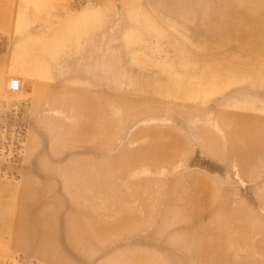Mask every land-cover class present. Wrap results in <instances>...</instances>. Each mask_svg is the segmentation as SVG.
Here are the masks:
<instances>
[{
	"label": "rangeland",
	"instance_id": "obj_1",
	"mask_svg": "<svg viewBox=\"0 0 264 264\" xmlns=\"http://www.w3.org/2000/svg\"><path fill=\"white\" fill-rule=\"evenodd\" d=\"M6 9L44 99L0 114V264H264V0Z\"/></svg>",
	"mask_w": 264,
	"mask_h": 264
},
{
	"label": "crops",
	"instance_id": "obj_2",
	"mask_svg": "<svg viewBox=\"0 0 264 264\" xmlns=\"http://www.w3.org/2000/svg\"><path fill=\"white\" fill-rule=\"evenodd\" d=\"M12 2L13 0H0V33L14 36L13 31L7 30L29 28L30 24L25 21L11 20L8 17L10 12H8L6 6H10ZM27 36H33V34ZM23 44L24 42L21 43V48H23ZM27 49V51L22 50L19 53L13 52V47L0 51V60L6 61L4 63L0 61V114H5L6 111H11L13 108V102L10 98V93L13 92L10 89V81L14 77L22 79V88L16 92L24 100V103L38 105L44 99V86L40 85L38 81L35 83L34 78H32L35 74L37 77L44 74V65L41 63L35 64L38 56L35 55L34 51H31L28 45ZM16 57L19 58L20 62L16 64L9 62L10 59ZM41 69L43 73H40ZM4 118L6 117L0 116V123L1 119Z\"/></svg>",
	"mask_w": 264,
	"mask_h": 264
},
{
	"label": "built area",
	"instance_id": "obj_3",
	"mask_svg": "<svg viewBox=\"0 0 264 264\" xmlns=\"http://www.w3.org/2000/svg\"><path fill=\"white\" fill-rule=\"evenodd\" d=\"M22 88V79L20 77H14L10 81V89L16 92Z\"/></svg>",
	"mask_w": 264,
	"mask_h": 264
},
{
	"label": "bare ground",
	"instance_id": "obj_4",
	"mask_svg": "<svg viewBox=\"0 0 264 264\" xmlns=\"http://www.w3.org/2000/svg\"><path fill=\"white\" fill-rule=\"evenodd\" d=\"M57 100H58V101H59V100H62V101H63V99H59V98H57ZM57 100H56V101H57ZM59 102L61 103V101H59ZM55 106H56V105H55ZM99 110H100V109H99ZM52 112H53V111H52ZM98 113H99V111L97 112V114H98ZM65 127H66V126H65ZM67 128H69V127H67ZM43 129H44V128H43ZM59 129H60V128H59ZM41 130H42V129H41ZM61 130H62V132H63V129H61ZM61 130H59V131H61ZM65 130H66V129H65ZM46 131H47V130H46ZM57 131H58V130H57ZM57 131H56V132H57ZM59 131H58V132H59ZM67 131H68V130H67ZM72 132H73V131H72ZM74 132H76V131H74ZM77 132H78V131H77ZM79 132H80V131H79ZM58 134H60V133H58ZM77 134H78V133H77ZM115 135H116V133H115ZM100 162H101V161H100ZM238 162H239V161H238ZM238 164H241V163L239 162ZM102 165H103V164H102ZM104 165H105V164H104ZM241 165H242V164H241ZM241 165H240V166H241ZM96 168H98V167H96ZM96 168H95V169H96ZM242 168H243V167H242ZM101 169H102V168H101ZM243 169H244V168H243ZM246 170H248V168H247ZM96 171H97V170H96ZM102 171H103V170H102ZM94 173H95V172H94ZM99 173H100V172H99ZM92 174H93V173H92ZM79 178H80V177H79ZM82 179H83V178H82ZM79 180H80V179H79ZM98 180H99V179H98ZM101 181H102V180H101ZM79 208H80V207H79ZM93 208H94V207H93ZM101 209H102V208H101ZM78 210H80V209H78ZM81 210H83V209H81ZM90 210H92V209H90ZM83 211H84V210H83ZM80 212H81V211H80ZM94 212H95V211H94ZM102 213H103V212H102ZM98 215H100V214H98ZM101 218H102V216H101ZM230 227H231V225H230ZM234 229H236V228H234Z\"/></svg>",
	"mask_w": 264,
	"mask_h": 264
}]
</instances>
